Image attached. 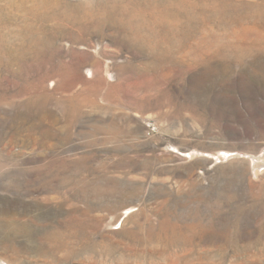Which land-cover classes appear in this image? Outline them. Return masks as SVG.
Returning a JSON list of instances; mask_svg holds the SVG:
<instances>
[{
    "label": "rangeland",
    "instance_id": "rangeland-1",
    "mask_svg": "<svg viewBox=\"0 0 264 264\" xmlns=\"http://www.w3.org/2000/svg\"><path fill=\"white\" fill-rule=\"evenodd\" d=\"M263 164L264 0H0V261L264 264Z\"/></svg>",
    "mask_w": 264,
    "mask_h": 264
},
{
    "label": "bare ground",
    "instance_id": "bare-ground-1",
    "mask_svg": "<svg viewBox=\"0 0 264 264\" xmlns=\"http://www.w3.org/2000/svg\"><path fill=\"white\" fill-rule=\"evenodd\" d=\"M67 4V3H66ZM67 6V5H66ZM105 16V15H104ZM108 19V18H107ZM116 22V21H115ZM160 23V22H159ZM152 31V30H151ZM143 35V34H142ZM145 38V37H144ZM33 39V38H32ZM30 40V39H29ZM20 57V56H19ZM30 99V98H29ZM203 156V155H202ZM258 156H259V154H258ZM227 157V156H226ZM255 157V156H254ZM240 158V157H239ZM255 159V158H254ZM258 159V158H257ZM256 159V160H257ZM259 160H263V159H259ZM258 160V161H259ZM259 162H261V161H259ZM253 163V162H252ZM254 164H255V160H254ZM258 164V163H257ZM260 164V163H259ZM251 165H253V164H251ZM264 165V164H263ZM256 166V165H255ZM259 169V168H258ZM261 169V168H260ZM258 174V173H257ZM34 216V215H33ZM32 218V217H31ZM36 222V221H35ZM21 228L23 229V226L22 225H16V228L15 229H18V230H21ZM39 238V237H38ZM46 238V237H45ZM43 247V246H42ZM57 249V248H56ZM51 250V249H50ZM67 258V257H66ZM1 260V259H0ZM84 261V260H83ZM60 262V261H59ZM0 264H6V262H4V261H0Z\"/></svg>",
    "mask_w": 264,
    "mask_h": 264
}]
</instances>
